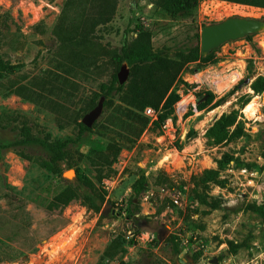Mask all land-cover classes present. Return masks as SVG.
<instances>
[{
    "label": "rangeland",
    "instance_id": "rangeland-1",
    "mask_svg": "<svg viewBox=\"0 0 264 264\" xmlns=\"http://www.w3.org/2000/svg\"><path fill=\"white\" fill-rule=\"evenodd\" d=\"M64 7L66 0H0V59L7 67L0 121L12 122L0 127V141L19 135L23 121L40 134L81 138L71 144L60 174L48 177L14 149L0 150V264H264V214L248 207L264 209L263 91L250 86L264 72V7L201 0L191 12L171 15L154 0H118L114 18L98 23L93 41L80 47L88 58H62L54 28ZM238 17L262 25L201 49L203 27ZM140 26L151 31L161 57L178 58L184 47L198 44L201 57L211 59L186 63L171 87L181 98L167 120H158L159 109L155 116L144 109L149 121L139 131L128 112L114 109L124 105L120 91L105 106L101 84L125 65L126 87L131 67L112 57L135 40ZM48 75L65 81L46 91ZM59 84L73 94L64 107L56 106ZM22 86L36 92L32 99L15 91ZM250 102L257 106L253 115L245 110ZM98 104L91 130L78 136V122ZM224 113L237 116L231 129L238 124L242 133L209 145L204 134ZM69 169L75 170L70 178L64 175ZM78 175L92 183L90 199ZM142 175L146 182L135 197ZM27 181L33 193L16 195L13 188ZM67 186L77 188L76 199L47 210Z\"/></svg>",
    "mask_w": 264,
    "mask_h": 264
},
{
    "label": "trees",
    "instance_id": "trees-1",
    "mask_svg": "<svg viewBox=\"0 0 264 264\" xmlns=\"http://www.w3.org/2000/svg\"><path fill=\"white\" fill-rule=\"evenodd\" d=\"M154 1L169 14L176 15L178 13L191 12L199 5L201 0ZM225 1L264 7V0ZM117 5L118 0H66V7L63 8L62 15L54 28L57 39L62 43L61 50H58L57 55L66 58L67 56L71 57L77 54L78 56L82 55L83 58H88L87 51L84 50L82 52L80 47L86 46L85 44H90V42L93 41V39H91L94 37L93 30L98 23H107L114 18ZM198 59L202 61L203 59L204 61L211 59L209 55L204 58L201 57L198 44L194 45L193 48L184 47L178 58L161 57L152 48L151 31L140 26L138 36L135 40L122 48L120 56L112 57L113 62L118 64L126 63L131 67L130 80L125 87L124 83H120L117 74H113L108 83H102L101 94L106 99L104 104L106 107H111L107 99L113 96L117 91H120L121 101L125 106L116 105L114 109H123L125 112H128V117L139 124V131L148 124L149 120L141 113L148 106L162 111L159 114L158 120L164 123L169 113L172 111L174 104L181 98V95L177 91L171 90L173 83L176 81L186 63ZM5 64V61L0 59V78L7 74V67ZM45 80L44 90L46 91H52L49 87H54L56 81H65L64 78L58 79L56 76L49 75L45 77ZM48 82H50L51 85H48ZM250 86L255 92L264 91V72L257 75L250 83ZM57 87L59 89L57 92L55 91L54 96L60 100L56 99L59 102L56 106L64 107V104L70 101L73 94L60 84L57 85ZM15 91L28 99H32L34 94H36V92L27 86H22V89L21 87L16 88ZM201 100L202 99H198L199 106H202L205 102ZM223 101L224 98H221L215 105H220ZM18 115L19 114L16 113L15 119H19ZM236 122V115L230 116V114H222L204 134L208 144H217L235 135L241 134L242 129L238 124L236 125V129H231ZM11 123L10 118L2 119L0 121V127L5 129L9 127ZM78 126V136L91 130L89 124L84 121H79ZM105 128L106 125L101 126V129ZM108 129L107 127L106 131H108ZM18 131L19 135L17 134L14 139L7 142L0 141V150L2 148L7 150L14 149L21 157L28 159L31 163H36L41 166V168L48 173L47 177L60 174L61 163L67 161L71 144L81 139L69 137L56 138L53 137L50 132H46L45 134L41 132L42 135L35 132L32 125L26 121L22 122V126H20V129L18 128ZM100 133L104 134L105 132L100 130ZM77 177L78 186L87 194L86 200L90 199L87 190L92 183L86 176L78 175ZM145 182L146 178L144 175L136 180L133 186V194L135 197L141 194ZM13 190L16 195L21 197H26V195L30 196L29 194L33 193V189L29 188V181H27L20 190H16L15 188H13ZM95 190L98 191L96 187ZM77 196V188L67 186L59 191L45 207L49 211L60 210L72 200L76 199ZM248 207L259 210L264 214V209L259 206L249 204ZM7 255L8 260L10 257L11 259L14 258L12 254ZM28 258V255L23 256L24 260H28Z\"/></svg>",
    "mask_w": 264,
    "mask_h": 264
},
{
    "label": "water",
    "instance_id": "water-1",
    "mask_svg": "<svg viewBox=\"0 0 264 264\" xmlns=\"http://www.w3.org/2000/svg\"><path fill=\"white\" fill-rule=\"evenodd\" d=\"M262 25V22L254 18H228L220 23L207 25L202 28L200 36V45L203 51H208L213 47L220 45L231 38H237L247 32L256 31ZM119 81L125 82L128 76V69L125 65L122 66L118 73ZM262 100L264 102V91L262 92ZM102 104H98L84 118V122L90 124L101 112ZM64 175L70 178L75 175L74 169H69L64 172Z\"/></svg>",
    "mask_w": 264,
    "mask_h": 264
},
{
    "label": "bare ground",
    "instance_id": "bare-ground-1",
    "mask_svg": "<svg viewBox=\"0 0 264 264\" xmlns=\"http://www.w3.org/2000/svg\"><path fill=\"white\" fill-rule=\"evenodd\" d=\"M254 100V99H253ZM256 102V101H255ZM257 107V106H256ZM256 107L253 105V103H249L245 110L247 112L248 115H253L254 113H256Z\"/></svg>",
    "mask_w": 264,
    "mask_h": 264
},
{
    "label": "built area",
    "instance_id": "built-area-1",
    "mask_svg": "<svg viewBox=\"0 0 264 264\" xmlns=\"http://www.w3.org/2000/svg\"><path fill=\"white\" fill-rule=\"evenodd\" d=\"M145 112L148 115H150V116H155V114H156L155 109L152 108V107H150V106H148V107L145 108ZM167 124H168V122H167Z\"/></svg>",
    "mask_w": 264,
    "mask_h": 264
}]
</instances>
